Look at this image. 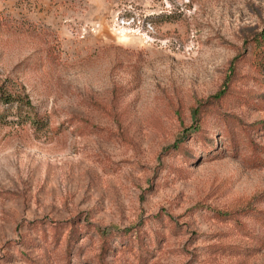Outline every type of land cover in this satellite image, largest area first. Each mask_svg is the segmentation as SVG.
Returning a JSON list of instances; mask_svg holds the SVG:
<instances>
[{
  "label": "rangeland",
  "instance_id": "1",
  "mask_svg": "<svg viewBox=\"0 0 264 264\" xmlns=\"http://www.w3.org/2000/svg\"><path fill=\"white\" fill-rule=\"evenodd\" d=\"M263 32L264 0H0L39 123L0 104V264H264Z\"/></svg>",
  "mask_w": 264,
  "mask_h": 264
},
{
  "label": "trees",
  "instance_id": "2",
  "mask_svg": "<svg viewBox=\"0 0 264 264\" xmlns=\"http://www.w3.org/2000/svg\"><path fill=\"white\" fill-rule=\"evenodd\" d=\"M261 39L264 41V32L260 35ZM224 94L223 91H219L213 98L215 100L220 99ZM0 104L5 106L13 107L15 106L18 113L22 111L25 112L26 118L18 122V124L30 123L35 127H39V123L36 120L37 115L33 111V107L25 95L19 93H12L0 86Z\"/></svg>",
  "mask_w": 264,
  "mask_h": 264
}]
</instances>
